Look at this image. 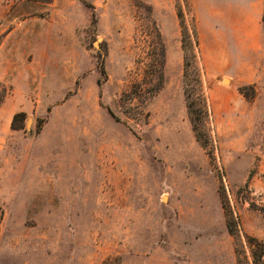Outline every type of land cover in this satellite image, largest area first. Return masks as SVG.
I'll return each instance as SVG.
<instances>
[{
  "label": "rangeland",
  "instance_id": "1",
  "mask_svg": "<svg viewBox=\"0 0 264 264\" xmlns=\"http://www.w3.org/2000/svg\"><path fill=\"white\" fill-rule=\"evenodd\" d=\"M9 1L20 20L0 33V264H149L156 249L254 264L264 0ZM193 30L212 157L184 94L182 37ZM186 81L197 102L193 67Z\"/></svg>",
  "mask_w": 264,
  "mask_h": 264
},
{
  "label": "trees",
  "instance_id": "2",
  "mask_svg": "<svg viewBox=\"0 0 264 264\" xmlns=\"http://www.w3.org/2000/svg\"><path fill=\"white\" fill-rule=\"evenodd\" d=\"M43 2H49L50 0H39ZM179 15V13H178ZM181 17V14L179 15ZM158 34V33H157ZM159 36V34H158ZM198 46V39L196 35V31L193 30L192 32V38L189 36H185V34L182 37V49H183V62H184V75H183V80H184V94L186 96V106H187V111H188V116L190 119V123L192 125V130L195 134L196 140L198 143L207 150L208 154L212 157L213 151H212V144H211V137L210 134L208 133V116H209V110H208V103H207V97L206 94L203 90L202 87V81H201V73L200 69L197 65V62L195 60L196 56L194 51V48ZM189 48L192 51V58L193 60H189L188 55L186 54V49ZM155 62L157 65L154 64V73L157 75V87L156 91L160 89L163 85V65H164V48L162 45L159 47V53H158V58L155 59ZM102 73L105 72L104 67L101 66ZM193 67V72H195V80L197 83V97L198 101L195 102L194 100L191 99V93L188 90L187 86L188 83L186 81L187 75H188V68ZM247 87L242 86L239 87V91L242 94L247 95L246 92ZM252 89V88H251ZM253 92L249 94L248 96H253L254 95V90ZM9 92V88L0 82V106L2 102L4 101L6 95ZM25 113L20 112L17 113L13 116L12 120V128H17L15 127V121L19 118H24ZM20 128V127H18ZM234 221L229 220L227 221V226H228V231L230 234L235 235V229H234ZM256 242V245L253 246L252 248V256H253V262L254 264H262V258L264 255V243L261 241H258L256 239H253ZM237 264H241V261L238 257Z\"/></svg>",
  "mask_w": 264,
  "mask_h": 264
},
{
  "label": "crops",
  "instance_id": "3",
  "mask_svg": "<svg viewBox=\"0 0 264 264\" xmlns=\"http://www.w3.org/2000/svg\"><path fill=\"white\" fill-rule=\"evenodd\" d=\"M12 3L9 0H0V33L7 32L6 38L12 36L16 32V27L11 26V22L16 19L19 21L20 17L16 16L14 12L11 10ZM13 44V45H12ZM16 47L18 45L17 41H8V46ZM1 48V45H0ZM217 64L220 65L221 62L220 55L216 57ZM158 252V258H154V254L148 258V263L152 264H206L203 258L200 260H192V259H182L183 256H190V254L185 253L186 251L178 252L176 250H168V249H156V255ZM184 252V253H183ZM211 264L213 263L212 259L210 260ZM227 264H237L236 254L234 251L230 252L227 259Z\"/></svg>",
  "mask_w": 264,
  "mask_h": 264
}]
</instances>
